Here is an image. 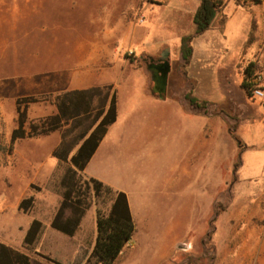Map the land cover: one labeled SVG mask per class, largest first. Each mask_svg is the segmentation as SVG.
Wrapping results in <instances>:
<instances>
[{
	"label": "rangeland",
	"instance_id": "rangeland-1",
	"mask_svg": "<svg viewBox=\"0 0 264 264\" xmlns=\"http://www.w3.org/2000/svg\"><path fill=\"white\" fill-rule=\"evenodd\" d=\"M191 1L0 0V241L60 258L54 241L62 238L49 225L54 194L61 198L49 181L54 131L12 142L16 101L36 99L20 105L29 129L54 113V89L68 68L87 71L91 86H102L106 73L111 89H145L140 66L170 50L168 96L191 92L206 106L191 113L183 101L147 104L127 127L133 132L123 135L121 152L110 150L92 166L131 194L137 230L127 264H264V104L240 87L249 61L264 86L260 29L252 25L237 56V29L226 25L221 77L214 62L198 57L191 66L197 75H185L179 46L193 32ZM29 196L32 204L21 208ZM98 205L90 208L96 213ZM34 219L43 228L29 248L23 239ZM88 234L69 239L89 251Z\"/></svg>",
	"mask_w": 264,
	"mask_h": 264
},
{
	"label": "trees",
	"instance_id": "trees-1",
	"mask_svg": "<svg viewBox=\"0 0 264 264\" xmlns=\"http://www.w3.org/2000/svg\"><path fill=\"white\" fill-rule=\"evenodd\" d=\"M235 1L245 2L246 0ZM251 1L259 2V0ZM226 2L227 0H200L192 14L193 32L182 35L180 39L179 50L183 65L188 63L192 55L193 37L210 27L213 19L222 11ZM257 67L256 62L249 61L242 69L240 87L249 97ZM110 88V85L90 86L85 90L64 93L58 101L60 115L53 113L40 123L29 124V129L25 127V109H21L20 105L22 102L25 104L36 99L23 97L16 101L18 119L17 125L11 132L12 142L32 134H46L54 131V128L60 127L61 118L65 120L72 118L70 127L66 129L62 140L52 151V156L57 158V162L49 181L53 184L54 192L58 193L61 198L50 225L72 235L78 228L81 217L92 203L95 201L100 205L97 206L95 213L97 233L89 253L80 248L72 261L62 263L41 252L34 251V254H29L0 241V264H113L125 244L131 239L135 224L126 193L114 189L97 178L83 175L87 161L98 146L109 124L116 120L115 91H113L107 106H105L107 94H102L103 89L107 92ZM70 93L71 97H69ZM94 96L99 97L96 102L92 99ZM186 97L195 107H205L207 104L206 101H199L191 92H188ZM32 201V196L24 198L20 201V207L27 209ZM106 202L108 203L107 208L101 207ZM42 228V223L38 219H34L26 232L23 244L29 248L33 247Z\"/></svg>",
	"mask_w": 264,
	"mask_h": 264
},
{
	"label": "crops",
	"instance_id": "crops-1",
	"mask_svg": "<svg viewBox=\"0 0 264 264\" xmlns=\"http://www.w3.org/2000/svg\"><path fill=\"white\" fill-rule=\"evenodd\" d=\"M200 0H192L191 6L188 9V12L186 15L191 18L192 20V14L196 10L197 6L199 5ZM227 11V14L225 13ZM258 25V28L260 29V32L257 36L258 38V44L261 46H264V0H259V2L255 3L251 0H246L245 2H237L235 0H227L225 6L223 7L222 11L218 13L215 18L212 21V24L210 27L205 30L203 33L196 35L193 37L192 40V55L190 57V60L183 68V73L185 75H197L194 72L192 66V63L195 59V57H198L201 62L204 61H212L215 63V68L217 75L221 77V71H223L225 68V61L227 59V50L222 49V45H225L227 41L224 37V28L226 25H232L233 27H236L237 32L233 34L234 37L237 39L236 43L239 45L238 49H236V55L242 51L244 44L248 40V35L250 34V30L252 29V25ZM193 30H194V24H193ZM192 30V31H193ZM202 40L205 41V44L202 42H198L196 40ZM200 43V44H199ZM201 46V47H200ZM200 47V48H199ZM170 53V50L168 51ZM262 58H264V53L262 54ZM158 58L150 57L149 60L144 63V65L140 66L143 69L144 72V80H145V89H129V91H119L118 89H109L107 92L102 90V94L106 93V100H105V106H107L111 95L113 91H115L116 95V110H117V116L116 120L109 124L105 134L103 135L102 139L100 140L98 146L94 150L93 154L90 156L89 160L87 161L84 169L83 174H86L88 177H94L97 178L104 183L112 186L116 190L124 191L127 195L129 208L134 220L135 224V230L131 237V239L125 244L122 251L118 255L117 259L113 264H127V262L130 260L131 252L133 251L132 247V240L135 236V232L137 230V223H136V214L133 208L132 204V197L127 188H124L121 184L107 180L106 178L102 177L100 174L96 173L92 166L96 163L97 158L103 159L109 153L110 150L121 152L123 149V135L129 134L130 132H133L132 129H128L127 127L129 124L131 125V120L139 115V111L142 110L144 106L149 104L150 106H154L155 103H157V108H165V103L168 104V108L170 104H176L183 101L185 104H187V108L191 113H197V111H200V108L203 107H195L193 106L189 100L186 99L185 94L186 91L179 94V96H173L171 93L168 96V73H167V84H166V91L163 98L158 97L157 93L155 92L153 88V82L151 78V73L149 71V64L152 61H156ZM182 62L181 54L179 58V63ZM116 63V61H114ZM120 64V63H119ZM128 64V63H127ZM112 64L110 65L111 68ZM81 72V73H77ZM74 71V68H68L65 83L63 85V82L57 81L56 89H54V115L58 114L60 115V112L58 110V101L60 100L61 96L64 95V93L72 92L76 90H85V88L90 87L92 84L89 82H85L88 76L87 71ZM101 75V76H100ZM99 77L100 82L102 86L110 85L111 81L110 79H106L108 74L103 73L100 74ZM54 84H56V81H54ZM61 84V86H60ZM191 87V86H190ZM113 88V86H112ZM191 89V88H187ZM176 93V92H175ZM174 92L172 94L175 95ZM71 93L69 94V97H71ZM103 96V95H102ZM196 98L200 99V95H196ZM89 98V97H88ZM98 96H94L92 99L94 102L98 100ZM68 103H70L69 98H67ZM61 125L57 128H54V149L55 147L60 143L62 140V135L65 133L66 129L70 127L72 123V118H68L65 120L64 118H61ZM123 125L125 128H123ZM143 131V130H140ZM77 147V146H76ZM75 147V148H76ZM74 148V150H75ZM52 154V152H51ZM118 155V154H117ZM54 157V166L57 162V158ZM56 201L54 202V214L57 210V207L59 205V196L54 194ZM53 214V215H54ZM53 215L50 218L49 225L51 222V219ZM54 230V237L62 238V241L59 243H56L54 241V253H58L60 255V258L54 257L61 261L62 263H69L73 260L74 256L76 255L77 251L79 250V244H75L72 242L69 238H73L76 236L79 237H86L90 233V237H92V244L89 248L88 253L91 251V248L93 246L95 236L97 233V226H96V216H95V208H88L86 212L83 214V216L80 219V223L78 225V228L75 230V232L72 235H69L57 228H53ZM11 246V245H10ZM20 250V249H19Z\"/></svg>",
	"mask_w": 264,
	"mask_h": 264
},
{
	"label": "water",
	"instance_id": "water-1",
	"mask_svg": "<svg viewBox=\"0 0 264 264\" xmlns=\"http://www.w3.org/2000/svg\"><path fill=\"white\" fill-rule=\"evenodd\" d=\"M168 52L165 50L160 56L162 60V66L160 68V73L157 75L156 84L153 86L158 97L163 98L166 91L167 84V73L169 71L170 65L168 63Z\"/></svg>",
	"mask_w": 264,
	"mask_h": 264
},
{
	"label": "built area",
	"instance_id": "built-area-1",
	"mask_svg": "<svg viewBox=\"0 0 264 264\" xmlns=\"http://www.w3.org/2000/svg\"><path fill=\"white\" fill-rule=\"evenodd\" d=\"M138 20L140 22H143L144 16L140 15L138 17ZM127 53H128V55H131L133 53V51L128 50ZM261 80H262L261 75L259 73L256 74L254 77V84L252 85L251 96L253 98H259L260 100L263 101V104H264V86L261 84Z\"/></svg>",
	"mask_w": 264,
	"mask_h": 264
},
{
	"label": "flooded vegetation",
	"instance_id": "flooded-vegetation-1",
	"mask_svg": "<svg viewBox=\"0 0 264 264\" xmlns=\"http://www.w3.org/2000/svg\"><path fill=\"white\" fill-rule=\"evenodd\" d=\"M162 66V60L160 57L156 61H152L149 64V71L151 73V78L153 82V86L156 84L157 75L160 73V68Z\"/></svg>",
	"mask_w": 264,
	"mask_h": 264
}]
</instances>
